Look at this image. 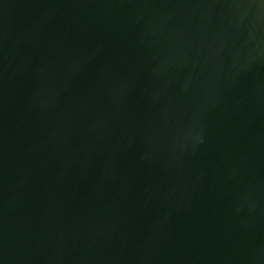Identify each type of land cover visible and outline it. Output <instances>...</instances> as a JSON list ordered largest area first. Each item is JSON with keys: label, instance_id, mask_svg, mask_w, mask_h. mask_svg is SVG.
<instances>
[{"label": "water", "instance_id": "95a60500", "mask_svg": "<svg viewBox=\"0 0 264 264\" xmlns=\"http://www.w3.org/2000/svg\"><path fill=\"white\" fill-rule=\"evenodd\" d=\"M0 264H264V0H0Z\"/></svg>", "mask_w": 264, "mask_h": 264}]
</instances>
